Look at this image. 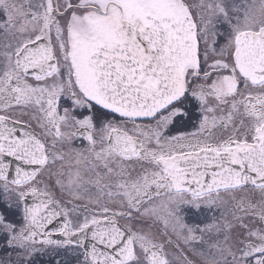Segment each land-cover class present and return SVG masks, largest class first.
Listing matches in <instances>:
<instances>
[{
  "label": "snow or ice",
  "instance_id": "obj_1",
  "mask_svg": "<svg viewBox=\"0 0 264 264\" xmlns=\"http://www.w3.org/2000/svg\"><path fill=\"white\" fill-rule=\"evenodd\" d=\"M0 264H264V0H0Z\"/></svg>",
  "mask_w": 264,
  "mask_h": 264
}]
</instances>
